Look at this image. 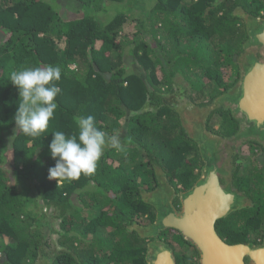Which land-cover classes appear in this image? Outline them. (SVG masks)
I'll use <instances>...</instances> for the list:
<instances>
[{
    "label": "trees",
    "instance_id": "obj_1",
    "mask_svg": "<svg viewBox=\"0 0 264 264\" xmlns=\"http://www.w3.org/2000/svg\"><path fill=\"white\" fill-rule=\"evenodd\" d=\"M66 1L76 17H68ZM60 2L0 0V264H146V242L130 228L154 221L142 193L159 184L156 168L183 193L203 164L175 106L207 97L198 104L205 106L233 87L235 60L248 39L236 13L259 17L264 0ZM48 65L61 68L58 107L47 130L34 138L16 127L20 100L10 73ZM178 78L197 99H166L175 95ZM88 115L108 135L119 132L124 118L122 149L106 146L91 175L49 179L53 133L75 134L76 118ZM215 115L218 129L208 127L213 134L237 132L229 111L219 108L208 120ZM249 160L237 167L235 184L254 201V222L260 223L264 172L254 171ZM253 210H246V219ZM236 224L242 229L238 222L231 228ZM42 228L55 233L61 252L40 256ZM232 232L223 233L228 243L247 242Z\"/></svg>",
    "mask_w": 264,
    "mask_h": 264
},
{
    "label": "water",
    "instance_id": "obj_2",
    "mask_svg": "<svg viewBox=\"0 0 264 264\" xmlns=\"http://www.w3.org/2000/svg\"><path fill=\"white\" fill-rule=\"evenodd\" d=\"M239 12L246 22L248 39L235 60L239 69L237 82L208 105L175 106L182 127L198 146L203 162L200 178L192 188L179 194L181 209L176 211L175 191L159 172V184L142 195L143 202L153 208L155 221L148 225L136 223L130 228L145 240L157 239L164 230H176L196 248L200 264H264V240L259 245L228 244L215 230L219 219L249 203L232 185L234 147L251 141L264 150V16ZM219 108L229 111L238 123L237 132L230 137L206 130L208 117ZM147 251V264H175L171 248L163 242L149 243Z\"/></svg>",
    "mask_w": 264,
    "mask_h": 264
},
{
    "label": "clouds",
    "instance_id": "obj_3",
    "mask_svg": "<svg viewBox=\"0 0 264 264\" xmlns=\"http://www.w3.org/2000/svg\"><path fill=\"white\" fill-rule=\"evenodd\" d=\"M61 79L59 66H38L14 70L10 82L18 89V109L14 116L17 129L24 135L38 137L54 118L58 105L55 102L61 89L55 82ZM78 131L70 136L55 131L49 145L55 166L49 168V179L71 182L81 175L96 171L106 146L122 149L118 134L108 135L96 125L93 115L77 117Z\"/></svg>",
    "mask_w": 264,
    "mask_h": 264
},
{
    "label": "flooded vegetation",
    "instance_id": "obj_4",
    "mask_svg": "<svg viewBox=\"0 0 264 264\" xmlns=\"http://www.w3.org/2000/svg\"><path fill=\"white\" fill-rule=\"evenodd\" d=\"M240 10H243V9H238V11H240ZM239 13L240 12H237L236 14L239 16ZM261 16H264V13H261L259 17H261ZM239 18L243 22L244 27H245L246 22L240 16H239ZM208 121L209 120L207 119V122ZM207 122H206V124H207ZM206 128L208 131H210L208 129V124L206 125ZM251 144H256V143L251 142V141H247V142H243L241 144H238L236 147H234V150H236L235 154L231 155L233 166L235 165L234 169H232V171H231L232 185L239 192L243 193L249 199V203L247 206H244L242 208L231 210L224 218L219 219L215 223V230H216L217 234L226 243H228V242H227V239L223 236L224 235L223 233H224V231L225 232H228V231L232 232V230H233V232H232L233 238L240 239V237H244V239L245 238L247 239V242H243V243H251L254 245H259V244H262V242L264 240V215L262 214L263 216L261 217L262 219L260 218L261 219L260 223L254 222L255 221L254 214L256 212L255 210H253L254 209L253 207L255 205L254 201L250 197H248L247 194L243 190H240L239 188H237L236 184H235L236 183V178H235L236 175L235 174H236L237 167H238V165H236V162H237V159H238L240 153L241 152H245V153L247 152V154L249 153L248 155H256V153L258 152L259 148L256 149V147H255V149H251V146H250ZM256 145H258V144H256ZM261 152H262V154L264 153L262 150H261ZM202 166H203V164H202ZM201 172H202V167L200 169L198 179L200 178ZM197 180H196V182H197ZM220 182L222 184L223 180L220 179ZM254 182L252 183L251 188H253V187L255 188ZM251 192H252V190H251ZM177 194H179V193L175 192L176 197L173 201V205H174L176 211H179L181 209V205L179 203V199L177 198ZM250 209H252L253 211L250 214H249V212H247L248 218L246 219L245 218L246 210L250 211ZM154 221H155V217H154ZM234 222H238V223L242 224V229H240L239 224H236L233 228H231L232 225H234ZM245 225L247 226L246 228H244ZM160 235L158 236L160 238L157 241L163 242V243L167 244L169 246V248H171V250L173 252L175 264H200V255H199L198 251L196 250V248L192 244H190L189 242L185 241L183 239V237L176 230H174V229L164 230L163 232L160 233ZM155 241H156V239L145 240L146 248H147L149 243H152ZM228 244H230V243H228ZM232 244H239V243H232ZM147 253H148V251H146V254H145V262H146Z\"/></svg>",
    "mask_w": 264,
    "mask_h": 264
},
{
    "label": "rangeland",
    "instance_id": "obj_5",
    "mask_svg": "<svg viewBox=\"0 0 264 264\" xmlns=\"http://www.w3.org/2000/svg\"><path fill=\"white\" fill-rule=\"evenodd\" d=\"M61 0H59V2H60ZM65 2V1H64ZM64 2H60L61 4H63ZM62 7H64V5L62 6ZM66 7H67V9H68V14H69V16L68 17H76V12L74 11V6L71 4V3H69L68 1H66ZM71 8V9H70ZM64 9H66V8H64ZM177 82L179 83L178 85V88L175 90V95H173V96H169V97H167L166 99L168 100V98H172V97H174V101H172L174 104H176V103H184L185 104V102H186V100L188 99L187 98V96H189V97H191V99H192V97H193V99L194 98H196L197 99V94H195V93H193V92H191V90H190V88L189 87H187L188 85L185 83V82H181V78L179 79H177ZM195 100V99H194ZM207 102V97H204V98H201V99H197V100H195V103L194 102H190L189 104H195V105H198V104H204V103H206ZM218 117L215 115L214 117H212L208 122H207V124H208V127L209 126H211L212 128V130H217L218 129ZM125 124H126V122H125V119L123 118V119H121V124H120V126H122V128H120L119 129V132L117 133L118 135H119V137L121 138L122 136V134H123V132H124V130H125ZM207 124H205V125H207ZM206 130H207V128H206ZM208 131V130H207ZM209 133H212L211 131H209ZM10 138V137H9ZM10 140H11V138H10ZM10 140H9V142H10ZM8 142V143H9ZM122 145H124L123 143H122ZM208 148H210V146H207ZM207 148H206V146H205V150H206ZM263 152H264V150H263ZM249 154V153H248ZM247 154V152L245 153V152H241L240 153V155H239V157H238V159H237V162H236V165H241V164H244L245 162H246V160L247 159H250L249 161L251 162V166H252V168L254 169V171H256V172H264V153L262 154V152L260 151V150H258V152L256 153V155H248ZM235 166V165H234ZM245 166H243V168H244ZM242 170H244V169H242ZM156 171H157V173L158 174H160L159 172H161L162 174H163V171L162 170H160L159 168H156ZM243 172V171H242ZM163 176V175H162ZM164 177V176H163ZM166 180V179H165ZM167 181V180H166ZM260 187L261 188H263L264 189V183H261L260 184ZM155 189V188H154ZM153 189V190H154ZM153 190H151V191H153ZM151 191H149V192H151ZM149 192H144L145 194L146 193H149ZM180 194V193H179ZM179 194H177V198L179 199ZM142 195H143V193H142ZM43 212L45 213L46 212V209H43ZM48 216H49V218H50V220H47V222H51V223H54V220L51 218L52 216L50 215V214H48ZM54 227H52V228H50L51 229V231L52 232H55L54 230H56V226H55V223H54V225H53ZM41 233H42V237L39 239L40 240V243L42 244V246H39V250L42 252L41 254H40V256L41 255H44V256H48V255H54V254H57V253H59V252H61L60 251V248L59 247H57V245H56V243H55V238H56V236H55V233H52V234H50L49 232H48V230L46 229V228H42L41 229ZM160 235V234H159ZM161 236V235H160ZM159 238L160 237H158L156 240H159ZM142 239V238H141ZM40 262V263H39ZM43 262L44 261H38V263L37 264H43Z\"/></svg>",
    "mask_w": 264,
    "mask_h": 264
}]
</instances>
